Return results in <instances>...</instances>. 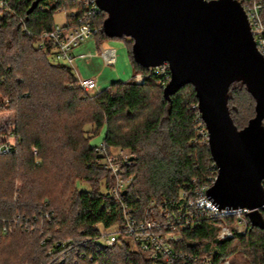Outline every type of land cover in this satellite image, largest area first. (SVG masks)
I'll return each instance as SVG.
<instances>
[{"label": "trees", "instance_id": "obj_1", "mask_svg": "<svg viewBox=\"0 0 264 264\" xmlns=\"http://www.w3.org/2000/svg\"><path fill=\"white\" fill-rule=\"evenodd\" d=\"M5 1L8 10L0 9V145L8 134L15 145L0 153V228H11L0 233V264H168L130 249L122 237L110 246L99 241L101 228L121 224V208L110 192L113 177L96 166L89 142L104 128L108 149L132 153V165L124 166L123 174L133 177L125 195L136 213L147 210L151 200L150 214L164 206L172 210L182 187L205 181L213 170L208 145L195 133L199 113L193 85L165 94L168 72L139 65L128 47L133 75L140 74L141 81L114 80L86 93L68 66L35 45L39 34L54 26L55 12L76 8V0ZM104 18L100 13L93 19L97 43L108 39ZM228 94L232 121L243 127L255 114V101L240 82L231 84ZM88 124L91 131L84 128ZM80 179L91 190H78ZM256 214L264 218L263 211ZM216 235L217 228L201 220L194 230L181 231L173 247L213 264L238 251L251 264H264V227L248 218L245 233L227 239Z\"/></svg>", "mask_w": 264, "mask_h": 264}, {"label": "water", "instance_id": "obj_2", "mask_svg": "<svg viewBox=\"0 0 264 264\" xmlns=\"http://www.w3.org/2000/svg\"><path fill=\"white\" fill-rule=\"evenodd\" d=\"M108 37H130L141 66L167 63L165 94L190 83L208 134L217 176L207 195L219 208L249 209L253 224L264 212V58L235 0H96ZM35 4L30 6L33 10ZM254 98L255 116L238 130L228 109L232 81ZM125 194V191H123Z\"/></svg>", "mask_w": 264, "mask_h": 264}, {"label": "built area", "instance_id": "obj_3", "mask_svg": "<svg viewBox=\"0 0 264 264\" xmlns=\"http://www.w3.org/2000/svg\"><path fill=\"white\" fill-rule=\"evenodd\" d=\"M235 1L240 4L246 14L257 51L264 58V0ZM76 3V8L67 11L65 22L55 23L51 29L43 30L37 37L35 45L38 48L47 50L53 62L68 66L77 80L78 86L88 93L96 89V79L91 76L82 77L77 74L73 64L75 60L73 50L97 35L98 27L93 23V19L100 13H103L105 17L106 14L100 10L96 0H76ZM0 9L8 10L5 0H0ZM22 30L26 35H30L25 27ZM98 55L105 66L115 65L117 50L114 47L99 45ZM155 68L161 73L168 72L166 79L167 81L170 80L167 63H162ZM137 76L139 78L136 79V82H140L142 77L140 74ZM198 121L195 126V133L205 143H208L207 130L200 113ZM11 148L12 146L9 144H3L0 146V153H7ZM32 152L36 154L34 148ZM95 152L96 166L108 171L113 177L110 192L121 208V224L112 227L108 232L100 231L99 241L102 244L110 246L119 237H122L130 240V243L138 250L154 258L161 257L168 264H213L210 258H200L197 255L177 252L174 249L173 243L179 240L181 231H192L201 220H207L208 223L217 228L216 237L218 239H227L235 234L245 233L248 227V213L250 210L246 208H219L206 193L217 176L214 162L212 174L205 181L200 183L193 180L191 186L186 185L179 190L172 210L164 206L158 212L150 214L149 210L155 204L151 200L147 210L136 213L134 209L126 204V195L123 194L133 178L132 176L125 178L123 174L124 166L132 165V153L122 148L108 149L103 141L95 146ZM262 186L264 188V179L262 180ZM44 217H47V214H44ZM229 218H231L230 222H228ZM16 222H19V217ZM10 231V227L2 226L0 228L2 234ZM49 253H51V250L48 251ZM224 264H228L227 259Z\"/></svg>", "mask_w": 264, "mask_h": 264}, {"label": "rangeland", "instance_id": "obj_4", "mask_svg": "<svg viewBox=\"0 0 264 264\" xmlns=\"http://www.w3.org/2000/svg\"><path fill=\"white\" fill-rule=\"evenodd\" d=\"M67 11L68 10L56 11L54 14V17H53V20L55 21V23H59V24L63 23L65 21L64 17L66 15ZM102 24H103V22H102ZM103 32L108 39H103L100 42V44H97L96 40L93 38V39H90V40H88L85 43H82L80 45V47H82V46L85 47L83 49V51L88 53V54H87V56L82 55V54H75V60H74L73 64L76 68L77 74L79 72V74H81V76H83V75L89 73L90 75H92V77H95L97 80V85H98L96 87V89L101 88V87L104 88V87L108 86L111 81H114V80L127 81V80L133 78L135 81H137L136 79H138L139 76H137L138 74L133 75V68H132V64L130 61V57L128 55V47L130 49H132V44H133L132 39L130 37H127V36L108 37L107 34L105 33V31H103ZM118 38H121V39H118ZM122 38H125L126 40L122 39ZM126 41H128V42H126ZM99 45H101L102 47L112 46L117 50V59H116V63L114 66L110 67V66H105L103 64L101 58L98 55ZM50 59L53 60L51 58V56H50ZM169 82H170V80L168 81V83ZM235 82L242 83L241 81L234 80L230 83V85L235 83ZM230 85H229V88H230ZM228 92H229V90H228ZM228 97H229V94H228ZM227 105H228V103H227ZM255 105H256V102H255ZM254 116H255V114H254ZM254 116L252 118H254ZM252 118H250V119H252ZM249 120L246 121V124L243 127L238 128L235 124L234 125L238 130H241L248 124ZM261 125L264 127V119L261 121ZM84 128L87 131H91L92 125L88 124ZM104 134H105V129L102 128L96 136H94L93 138L90 139V142H89L90 145L98 146L99 144H101V142L103 141ZM4 139H5V141L3 144H9L12 147L15 145V140H14V137L12 135H10V134L5 135ZM3 144H1V145H3ZM75 186L78 190H91V185L89 183L83 181V179L76 180ZM100 190L101 191L105 190L103 185L100 186ZM260 217L261 216L259 214L258 219L260 221L264 222V218H260ZM111 229H112V227H109L107 229L101 228V231L102 232L103 231L108 232ZM126 241L129 243L130 249L137 250V248H135L130 243V240L127 239ZM227 262H228V264H251L249 259L241 251H238V252L232 254L231 256H229L227 258Z\"/></svg>", "mask_w": 264, "mask_h": 264}, {"label": "crops", "instance_id": "obj_5", "mask_svg": "<svg viewBox=\"0 0 264 264\" xmlns=\"http://www.w3.org/2000/svg\"><path fill=\"white\" fill-rule=\"evenodd\" d=\"M65 18V17H64ZM66 19V18H65ZM65 22V21H64ZM63 22V23H64ZM97 43V42H96ZM97 44H100V42L99 43H97ZM85 47H80V45L79 46H77L74 50H73V55L75 56V54H85V56H87V54L88 53H86V52H84L83 51V49H84ZM89 57V56H88ZM78 75H80L81 76V74H79V72H78ZM88 76H91L92 77V75H90L89 73L88 74H85V75H83L82 77H88ZM95 78V77H94ZM96 79V78H95ZM96 85H97V80H96ZM98 86V85H97ZM96 86V87H97ZM103 87H101V88H97L96 90H100V89H102Z\"/></svg>", "mask_w": 264, "mask_h": 264}]
</instances>
